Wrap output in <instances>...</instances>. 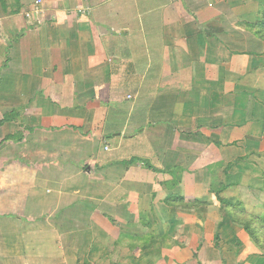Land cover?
<instances>
[{
    "label": "crops",
    "instance_id": "1",
    "mask_svg": "<svg viewBox=\"0 0 264 264\" xmlns=\"http://www.w3.org/2000/svg\"><path fill=\"white\" fill-rule=\"evenodd\" d=\"M263 21L0 0V264H264L224 195L264 179Z\"/></svg>",
    "mask_w": 264,
    "mask_h": 264
},
{
    "label": "rangeland",
    "instance_id": "2",
    "mask_svg": "<svg viewBox=\"0 0 264 264\" xmlns=\"http://www.w3.org/2000/svg\"><path fill=\"white\" fill-rule=\"evenodd\" d=\"M1 136L2 134H0V137ZM12 152L13 149L7 150L6 154L10 156ZM224 195L229 199V204L231 203L234 204V206H238L239 203H242V205L235 207L233 210L237 216L241 217L242 227L259 248L261 255L264 256V179L261 190L242 191V196L239 191H228L224 193ZM11 197L14 198V193L6 198L12 199ZM4 199L5 196L0 193V201L4 202ZM9 215L11 214L0 216V224L5 219H10L11 216ZM12 218L18 219L17 216H12ZM11 229V234L14 233V230L17 231L12 227Z\"/></svg>",
    "mask_w": 264,
    "mask_h": 264
},
{
    "label": "trees",
    "instance_id": "3",
    "mask_svg": "<svg viewBox=\"0 0 264 264\" xmlns=\"http://www.w3.org/2000/svg\"><path fill=\"white\" fill-rule=\"evenodd\" d=\"M264 22V21H263ZM179 198H181L182 200H184V198L183 197H179ZM229 202V201H228ZM230 205H234V204H231L230 203ZM240 205H242V203H239V205L238 206H240ZM237 205H235V206H233L234 207V209H235V207H238ZM234 214L236 215V213H235V211H234ZM236 218L238 219V221L242 224V221H241V217L240 216H237L236 215Z\"/></svg>",
    "mask_w": 264,
    "mask_h": 264
}]
</instances>
